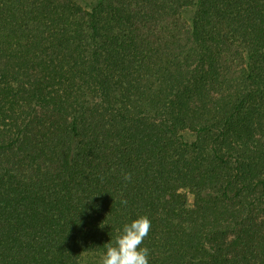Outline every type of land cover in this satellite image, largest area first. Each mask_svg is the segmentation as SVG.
Masks as SVG:
<instances>
[{
  "label": "trees",
  "instance_id": "trees-1",
  "mask_svg": "<svg viewBox=\"0 0 264 264\" xmlns=\"http://www.w3.org/2000/svg\"><path fill=\"white\" fill-rule=\"evenodd\" d=\"M140 215L149 264H264V0H0V264Z\"/></svg>",
  "mask_w": 264,
  "mask_h": 264
},
{
  "label": "clouds",
  "instance_id": "clouds-1",
  "mask_svg": "<svg viewBox=\"0 0 264 264\" xmlns=\"http://www.w3.org/2000/svg\"><path fill=\"white\" fill-rule=\"evenodd\" d=\"M122 178L129 182L131 173L122 170ZM121 203L126 205L127 200ZM151 227V220L146 215L123 224L122 228L117 229L112 242L105 245L106 251L100 256L98 264H149L150 250L143 244Z\"/></svg>",
  "mask_w": 264,
  "mask_h": 264
},
{
  "label": "rangeland",
  "instance_id": "rangeland-1",
  "mask_svg": "<svg viewBox=\"0 0 264 264\" xmlns=\"http://www.w3.org/2000/svg\"><path fill=\"white\" fill-rule=\"evenodd\" d=\"M82 5L86 8H88L90 6V4H93L99 0H79ZM192 10H189L188 12H186V15L187 16H191L192 15ZM185 135V138L187 140H193L195 138V135L192 133V132H185L184 133ZM100 256L99 254H94V253H89V254H86L84 257H83V264H98V261L100 259Z\"/></svg>",
  "mask_w": 264,
  "mask_h": 264
}]
</instances>
